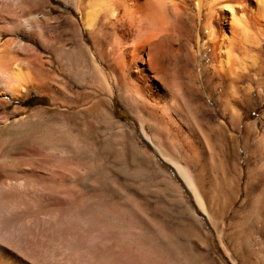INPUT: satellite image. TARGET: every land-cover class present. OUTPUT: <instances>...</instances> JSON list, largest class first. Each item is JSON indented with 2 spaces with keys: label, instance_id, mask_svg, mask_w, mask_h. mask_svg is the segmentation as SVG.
<instances>
[{
  "label": "bare ground",
  "instance_id": "bare-ground-1",
  "mask_svg": "<svg viewBox=\"0 0 264 264\" xmlns=\"http://www.w3.org/2000/svg\"><path fill=\"white\" fill-rule=\"evenodd\" d=\"M59 1L79 17H66L69 26L59 27L63 34L72 33L74 48L66 47L61 34L57 41L51 36V23L59 20L49 9L53 0H0V87L42 92L62 73L91 95L93 134L99 143L81 145L77 135L65 140L45 121L23 125L28 137L49 129L43 139L51 157L45 161L48 166L38 167L48 169L52 193L71 194L78 216L99 211L114 216L119 226L112 237L125 233V244L146 264H184L188 253H183L186 259L179 257L184 245L176 229L181 226L190 233L205 224L230 264L236 263L229 251L238 254V242L245 245L248 240L254 241L264 262V116L261 124L245 122L252 109L244 108L245 100L236 93L247 74L264 92V0ZM83 28L92 46L84 40ZM2 35L11 38L3 42ZM215 96L224 97L214 137L224 148L229 184L211 173V159L209 167L204 164L212 155L211 139L200 126L202 114L195 112L196 119L190 112L205 109ZM115 97L138 124L139 134L133 123L131 127L115 118ZM103 157L113 159L109 167L126 187L149 170L151 179L137 189L151 192L158 186L162 189L154 193L160 196L150 201L132 193L128 201L107 180L100 189L91 187V178L82 171ZM162 164L177 176L179 188ZM11 171L0 172L1 193L9 180L21 176L18 169ZM34 172L31 176L39 178Z\"/></svg>",
  "mask_w": 264,
  "mask_h": 264
},
{
  "label": "rangeland",
  "instance_id": "rangeland-1",
  "mask_svg": "<svg viewBox=\"0 0 264 264\" xmlns=\"http://www.w3.org/2000/svg\"><path fill=\"white\" fill-rule=\"evenodd\" d=\"M49 9L53 10V17L59 19L57 22L52 21L51 23V27H53L51 36L58 40L61 34L66 47L74 48L72 33L66 32L63 34L62 28L64 27L63 23L67 24L66 27L69 26L68 23H65L66 17L74 16L76 20L79 17L71 8L66 7L59 0H53V4L49 6ZM83 37L90 46L93 45L90 33L84 28ZM10 38L8 35H2L3 42L8 41ZM18 39L22 40L21 38ZM177 81L181 82V85L186 84L185 80L178 79ZM53 82L50 84V89H45L42 92H39L34 87L18 88L14 92H10L5 86L0 87V172L8 175L12 172V169H18V173L21 174V176L13 177L9 180L5 190L2 191L3 193L0 192V264H35L36 262L41 264H60L61 259L63 261L68 259L67 264H146L137 251L132 252L135 250L125 244L129 240L125 239L127 237L125 233L117 232L118 234L116 233L114 240L111 234L116 229L114 227L119 226V222L114 219V216L106 215L104 211L91 214L86 212L84 216L82 214L83 218L78 216L79 211L76 204L73 203V196L69 193L53 194L50 189L52 187L51 182L47 179L49 178L46 172L48 169L43 171L39 169L38 166H44L46 159L51 157L49 156L50 151L47 152L43 139L48 135L49 129H42L38 134L28 137V129L23 126L25 123L45 121L55 128L54 131H58L59 137L61 136L65 140H71L73 136L77 135L78 140L76 141L78 143L82 141L81 145L100 142V139H95L93 134L96 127L91 117L92 99L90 93L86 89L75 86L62 73H59L56 82ZM13 84L17 86L20 82L15 79ZM240 92L241 95L239 94ZM236 93L240 97L239 99L245 100L244 108L252 109L245 122L261 124L264 116L263 90L259 89L254 80L247 74ZM32 97L33 100L25 106L24 103ZM203 97L206 98V95ZM223 99L224 97L215 96L214 102L211 104L206 103L205 109L194 107L190 108V112L192 116L195 115L194 118L196 119L202 114L198 119L199 121L201 120L200 126L204 132L209 134V140L211 139L209 142L212 145L213 156L211 155V158L208 157V159L205 157L206 160L204 159L203 162L206 163L204 164L209 165L208 160L211 159V169H213L211 173L215 172L214 174H217L216 177L219 176L218 179L220 180L224 176L228 182L227 184H229L224 148L220 141L214 137L216 135L215 129L221 119L224 107ZM113 104L115 118L121 123L129 124L131 127H133V123L136 126L135 130L138 132V124L116 97L113 99ZM195 112L198 117L194 114ZM213 129L214 133L212 132ZM89 131L92 135L89 134ZM84 133L87 134L85 135ZM79 135L81 136L79 137ZM139 145L143 148L145 143L139 141ZM146 152L147 154L149 153L148 151ZM53 155L56 156L55 154ZM180 158L183 161L184 157L180 156ZM112 161L111 157L98 159L93 162L94 164H89L88 168L82 171L85 175L82 172L81 174L89 176L91 179L88 184L97 189L102 188L104 181L107 180L110 182L112 190L122 193L128 201L133 194L146 195L150 201H154L160 196L156 194L161 188H158V186L151 187L153 189H151L152 193L141 192V190L138 191L139 189H137L151 179L152 174L149 173V170L147 176L142 177L140 175L141 177L132 179L133 185L126 187L121 184V181L120 183H118L119 181L117 182L120 174L109 167ZM162 167L170 176L173 184L179 188V181L171 168L164 164H162ZM33 171H36L34 173L39 178L31 176ZM149 174H151V177L147 179ZM69 184L71 183L66 182L64 185L66 187L71 186ZM240 190H242L243 194L244 181ZM241 196L243 197V195ZM115 201L117 200L115 199ZM239 204L240 202L235 203L231 210L232 214L239 207ZM149 219H152L150 221V223L152 222L151 224H158V220ZM229 221L230 217L226 219V225L227 223L229 224ZM176 232L179 233L177 237L179 242L182 246L184 245V252L181 249L180 253H178L179 257L183 259L184 256L186 259L184 254L188 253V260L184 264H230L228 258L221 253L216 240L207 235V233L211 234V229L207 224L202 229L198 225L192 232L190 231L191 234L189 232L185 233L181 226H178ZM159 236L164 237L161 233ZM134 237L130 238L136 241ZM117 241L118 243H116ZM248 241L245 245H241L239 242V245L235 244L238 254L229 251L233 261L236 264H243V261L246 264H264L261 260L262 253H259L258 250L256 251L257 248L254 245V241ZM249 243L252 245H249ZM189 255L192 256V259ZM146 256L148 257L149 255ZM190 259L191 263H189Z\"/></svg>",
  "mask_w": 264,
  "mask_h": 264
},
{
  "label": "trees",
  "instance_id": "trees-1",
  "mask_svg": "<svg viewBox=\"0 0 264 264\" xmlns=\"http://www.w3.org/2000/svg\"><path fill=\"white\" fill-rule=\"evenodd\" d=\"M33 100V97L31 99H29L26 103H24V105L26 106L29 102H31Z\"/></svg>",
  "mask_w": 264,
  "mask_h": 264
}]
</instances>
